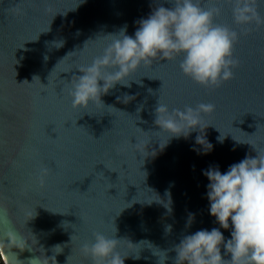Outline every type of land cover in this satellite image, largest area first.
Masks as SVG:
<instances>
[{
  "label": "water",
  "instance_id": "water-1",
  "mask_svg": "<svg viewBox=\"0 0 264 264\" xmlns=\"http://www.w3.org/2000/svg\"><path fill=\"white\" fill-rule=\"evenodd\" d=\"M159 4L172 6L166 0H0V215L28 247L11 255L0 245L7 264H33L54 255L56 245L62 247L57 264H90L80 246L95 231L120 240L117 250L129 256L124 264H158L159 250L167 253L165 264H174V246L184 235L219 227L208 213L202 170L218 165L224 172L264 150V24L241 29L229 0H200L221 9L216 24L243 32L234 47L233 80L205 89L180 72L179 58L157 61L141 67L130 88L117 84L102 96L105 106L77 111L70 105L71 81L102 54L107 35L124 26L134 34L135 22ZM255 7L264 18V0ZM60 40L64 46L56 48ZM124 94L135 98L118 103ZM159 95L181 110L216 105L206 117L210 153L192 150L199 147L198 131L169 139L159 130ZM41 167L48 169L43 183ZM189 213L195 220L186 228Z\"/></svg>",
  "mask_w": 264,
  "mask_h": 264
},
{
  "label": "clouds",
  "instance_id": "clouds-1",
  "mask_svg": "<svg viewBox=\"0 0 264 264\" xmlns=\"http://www.w3.org/2000/svg\"><path fill=\"white\" fill-rule=\"evenodd\" d=\"M166 2L172 6L159 4L146 18L136 21L138 26L134 34H127V26L108 34L111 39L103 47L102 54L79 67L81 74L68 88L74 110H87L91 104L104 105L102 96L109 94L117 84L130 88L132 81L137 83L133 77L139 69L157 61L166 63L179 58L180 72L205 89L219 88L234 79V70L239 66L234 58V47L243 32L215 23L221 12L219 7L205 8L200 0ZM229 3L232 4L233 22L241 29L252 22L264 24V18L255 7L256 0H229ZM53 43L61 48L65 41ZM134 98L124 94L116 100L127 104ZM215 110L213 103H198L195 107L184 105L181 110L170 107L159 95L154 122L159 130L169 134V139H187L192 132L198 131L195 145L199 147L194 146L192 150L197 155H207L213 145L206 138L205 130L211 125L206 117ZM223 138L217 139L222 143ZM167 143L160 149L163 150ZM47 174L48 169L41 167V183ZM202 175L208 180V213L219 227L184 235L174 246V264H264V150H256L254 157L246 155L224 172L218 165H210L202 170ZM194 220L195 214L189 213L186 228H190ZM7 223L0 215V245H5L11 255H17L15 250L28 251L27 242L20 234L3 227ZM221 229L229 230L230 238L226 239ZM119 242L95 231L90 241L81 244L80 251L90 264H124L129 256H122L117 250ZM52 251L54 255H44L43 260L33 258V264H57L55 254L61 253L62 247L56 245ZM159 252L162 255L155 254L159 257L158 264H165L167 253Z\"/></svg>",
  "mask_w": 264,
  "mask_h": 264
},
{
  "label": "built area",
  "instance_id": "built-area-1",
  "mask_svg": "<svg viewBox=\"0 0 264 264\" xmlns=\"http://www.w3.org/2000/svg\"><path fill=\"white\" fill-rule=\"evenodd\" d=\"M0 257H1L2 263L5 264V262L3 261V256L1 252H0Z\"/></svg>",
  "mask_w": 264,
  "mask_h": 264
},
{
  "label": "bare ground",
  "instance_id": "bare-ground-1",
  "mask_svg": "<svg viewBox=\"0 0 264 264\" xmlns=\"http://www.w3.org/2000/svg\"><path fill=\"white\" fill-rule=\"evenodd\" d=\"M3 261L5 262V264H7V262H6V260H5V257H4V255H3Z\"/></svg>",
  "mask_w": 264,
  "mask_h": 264
},
{
  "label": "rangeland",
  "instance_id": "rangeland-1",
  "mask_svg": "<svg viewBox=\"0 0 264 264\" xmlns=\"http://www.w3.org/2000/svg\"><path fill=\"white\" fill-rule=\"evenodd\" d=\"M0 260H1V257H0ZM1 262H2V260H1ZM3 264V263H2Z\"/></svg>",
  "mask_w": 264,
  "mask_h": 264
},
{
  "label": "trees",
  "instance_id": "trees-1",
  "mask_svg": "<svg viewBox=\"0 0 264 264\" xmlns=\"http://www.w3.org/2000/svg\"><path fill=\"white\" fill-rule=\"evenodd\" d=\"M0 264H2L1 260H0Z\"/></svg>",
  "mask_w": 264,
  "mask_h": 264
}]
</instances>
